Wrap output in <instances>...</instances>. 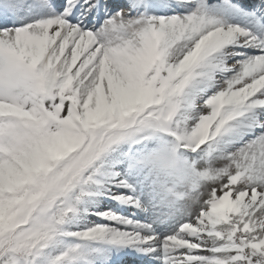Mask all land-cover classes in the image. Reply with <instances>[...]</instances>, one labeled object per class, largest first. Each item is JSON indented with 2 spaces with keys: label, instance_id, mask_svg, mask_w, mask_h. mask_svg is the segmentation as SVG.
<instances>
[{
  "label": "snow or ice",
  "instance_id": "6c2138e0",
  "mask_svg": "<svg viewBox=\"0 0 264 264\" xmlns=\"http://www.w3.org/2000/svg\"><path fill=\"white\" fill-rule=\"evenodd\" d=\"M0 264H264V0H0Z\"/></svg>",
  "mask_w": 264,
  "mask_h": 264
}]
</instances>
